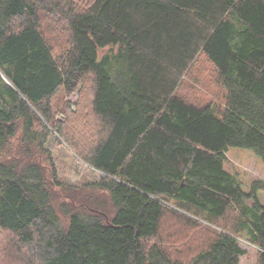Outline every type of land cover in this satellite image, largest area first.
I'll use <instances>...</instances> for the list:
<instances>
[{
	"label": "trees",
	"instance_id": "trees-1",
	"mask_svg": "<svg viewBox=\"0 0 264 264\" xmlns=\"http://www.w3.org/2000/svg\"><path fill=\"white\" fill-rule=\"evenodd\" d=\"M42 12L69 33L60 57ZM201 56L225 90L222 108L180 92ZM60 89L79 99L57 130L102 174L92 187L109 205H84L88 188L37 161L51 163L40 118L50 121ZM231 148L264 160V0H0V233L21 264H240L247 252L224 230L188 262L150 245L166 217L198 226L188 215L210 222L233 206L264 264V183L242 190L225 169ZM51 182L78 193L60 202Z\"/></svg>",
	"mask_w": 264,
	"mask_h": 264
},
{
	"label": "rangeland",
	"instance_id": "rangeland-1",
	"mask_svg": "<svg viewBox=\"0 0 264 264\" xmlns=\"http://www.w3.org/2000/svg\"><path fill=\"white\" fill-rule=\"evenodd\" d=\"M76 1L83 4L85 0ZM41 16L45 38L54 55L60 57L65 50L68 49L69 33L65 31V28H62V24L52 22V17L43 12ZM180 92L185 98L190 99L192 102H211L217 108H222L224 106L225 90L217 71L204 56L199 57L192 65L189 73L183 79ZM78 99V91L70 95L65 92L64 89H60L52 98L50 102V121L40 118L42 124L46 126L47 131H43L44 129L38 123L35 127L36 132L40 133L43 131L47 137L44 148L51 153V163L44 160V157L36 156V158L37 161H40L46 167L49 177V166L54 163L59 182L71 187L88 188L84 191L78 189V191H82L84 195V199L82 200L84 205L90 204L92 206L103 201L109 205L108 196L92 187L94 183L101 180L102 174L83 162L81 157L75 153L64 134H60L57 130V122H64L67 120V117H69L68 112L70 104L72 106L70 110H76ZM20 136L21 128L18 136L12 139L10 143V149L13 150L15 148L16 152L14 153H19L18 157L24 155L20 153L22 149H25L24 146L19 149ZM34 143L35 145L31 147V150L38 155L39 141H35ZM226 156L227 162L225 164V169L238 178L241 182L242 190L245 193H251L254 183H264V160L258 157L252 150L231 148ZM49 186L58 192V199L60 202L69 200V195L75 196L74 193H78L62 191L56 188L53 182H51ZM88 194L93 197L88 198ZM257 198L264 207V189L258 191ZM252 203V200L246 201V205L251 206ZM188 216L195 218L197 222L203 226L185 225L181 220H170L173 218L166 217L163 221L160 233L155 239L150 241V245L153 243L161 244L173 257L188 262L201 246H206L214 239L213 231L220 232L224 230L236 236L239 239L240 246L247 252V254L241 258L240 264H258V246L251 240L249 231L240 227V218H242V216L239 209L233 206L224 218L210 222L206 221L207 217L204 215L200 217ZM11 237L10 234L0 233V240L3 242V245L2 243L0 244V264H21L19 260L15 258L16 254L14 253L12 245L9 244V238Z\"/></svg>",
	"mask_w": 264,
	"mask_h": 264
}]
</instances>
